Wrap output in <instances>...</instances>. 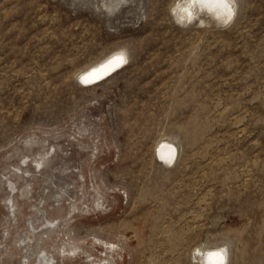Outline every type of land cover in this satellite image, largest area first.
<instances>
[{"label": "rangeland", "instance_id": "obj_1", "mask_svg": "<svg viewBox=\"0 0 264 264\" xmlns=\"http://www.w3.org/2000/svg\"><path fill=\"white\" fill-rule=\"evenodd\" d=\"M182 2L0 0V264H264V0Z\"/></svg>", "mask_w": 264, "mask_h": 264}, {"label": "bare ground", "instance_id": "obj_2", "mask_svg": "<svg viewBox=\"0 0 264 264\" xmlns=\"http://www.w3.org/2000/svg\"><path fill=\"white\" fill-rule=\"evenodd\" d=\"M217 2L218 0H183L182 3H179L180 15L181 17L186 18L194 17L195 15H198L197 13L200 8L202 9V12L199 11L200 13H209L215 19L225 17L230 19L234 13L233 0H228L230 11L213 7V5ZM112 53H115V51ZM125 59L124 53H115V55L109 56L98 61L97 63L87 66L79 73V78L84 83V85H91L98 80L101 81L105 79L103 77H105L110 71L117 68L118 66H121ZM156 153L158 154L157 156H159L158 159L161 160L160 162L163 164L173 165L176 157V146L165 139H160L154 148L155 157H157ZM199 251L203 255L204 262L207 264H223L226 260L225 249L219 246L205 249L200 248Z\"/></svg>", "mask_w": 264, "mask_h": 264}, {"label": "clouds", "instance_id": "obj_3", "mask_svg": "<svg viewBox=\"0 0 264 264\" xmlns=\"http://www.w3.org/2000/svg\"><path fill=\"white\" fill-rule=\"evenodd\" d=\"M213 7L217 9H224L230 11V5L228 0H218V2L213 5ZM229 23H230V19L227 17L217 19L218 27H227Z\"/></svg>", "mask_w": 264, "mask_h": 264}, {"label": "snow or ice", "instance_id": "obj_4", "mask_svg": "<svg viewBox=\"0 0 264 264\" xmlns=\"http://www.w3.org/2000/svg\"><path fill=\"white\" fill-rule=\"evenodd\" d=\"M87 82V81H86Z\"/></svg>", "mask_w": 264, "mask_h": 264}]
</instances>
